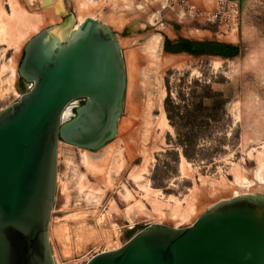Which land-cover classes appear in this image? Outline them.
Instances as JSON below:
<instances>
[{
	"label": "rangeland",
	"instance_id": "obj_1",
	"mask_svg": "<svg viewBox=\"0 0 264 264\" xmlns=\"http://www.w3.org/2000/svg\"><path fill=\"white\" fill-rule=\"evenodd\" d=\"M52 1L53 19L22 28L9 42L0 38V110L31 87L22 85L18 73L26 43L42 29L62 22L70 11L78 20L77 0ZM117 1L92 0L91 5L96 10L113 2V12L123 13L120 22L104 14L101 21L113 29L122 48L127 89L118 127L126 118L137 123L133 125L134 146L119 142L118 130L97 151L60 140L49 224L56 264H84L97 253L122 246L131 231L135 234L152 223L186 227L215 203L241 194L264 193V183L257 178L259 172L264 176V0H242L240 27L231 38L221 36L206 21L183 17L156 2ZM0 3L10 15L9 2ZM136 15L138 22L132 26L130 19ZM153 34L159 37L156 47L146 45ZM166 40L232 43L239 45L240 52L233 57L172 52ZM133 55L147 70L151 96L163 100L152 112L149 133L137 121L139 115L132 117L127 109ZM197 81L222 94L219 101L206 100L201 107H196L197 102L189 104L186 99L191 91L204 94ZM169 94V103L181 106L176 109L181 116L177 124L170 122L165 109ZM82 100L72 102L68 110L74 111ZM181 141L187 143L183 146ZM188 142L192 145L186 154ZM248 181L257 184L246 187Z\"/></svg>",
	"mask_w": 264,
	"mask_h": 264
},
{
	"label": "water",
	"instance_id": "obj_2",
	"mask_svg": "<svg viewBox=\"0 0 264 264\" xmlns=\"http://www.w3.org/2000/svg\"><path fill=\"white\" fill-rule=\"evenodd\" d=\"M70 12L26 43L18 73L31 87L0 110V264H56L49 224L59 142L97 151L117 134L122 48L109 25ZM84 264H264V193L215 203L186 227L152 223Z\"/></svg>",
	"mask_w": 264,
	"mask_h": 264
},
{
	"label": "bare ground",
	"instance_id": "obj_3",
	"mask_svg": "<svg viewBox=\"0 0 264 264\" xmlns=\"http://www.w3.org/2000/svg\"><path fill=\"white\" fill-rule=\"evenodd\" d=\"M7 1L9 2V5H10V10H11L10 15H7L5 8L1 7V5H0V10H1L0 14L2 15V17L6 16V19L5 18L1 19V17H0V19H1L0 20V38L4 42L5 41L9 42L10 40H13L14 39L13 35H15V32H17V31L19 32V30H21L22 28L26 27L28 29L30 27L37 26L38 23H41V24L46 23L47 21L53 19L54 15H55V9H54V4H53L52 0H7ZM33 1H35L36 3L34 4ZM150 2L151 3L156 2V3H159L160 6H162L159 1H150ZM77 3H78V23L83 22L85 20V18H87L88 16L96 18V19L101 21L104 19L102 14H104V16L108 17L113 22L122 21V14L123 13H121V12L114 13L113 12V9H112L114 7L113 2H109V4H105L104 6L102 4L100 7L96 8V10H94L95 6L93 7L91 5L92 0H77ZM107 5H109V6H107ZM98 13H100V14H98ZM138 16L139 15H136V17L134 16L130 19V23L132 26H134V24L136 22H138L137 21L139 19ZM123 19H124V17H123ZM149 19H152V14L149 16ZM131 20H133V21H131ZM101 22H103V21H101ZM103 23H105V22H103ZM156 35L153 34V35L149 36L147 38L146 45L148 44V46L156 47L157 43H159L158 42L159 40L157 39L159 37H156ZM8 38H9V40H8ZM152 47H151V49H152ZM146 50H149V49H147V47H146ZM151 51H150V53H151ZM148 56H150V55H148ZM130 57H128V58H130ZM133 58H134L133 59L134 61L132 59L131 60L134 62V64H132L134 69L130 70V74H129V90L127 93V101H126L127 109L131 111L132 117H133V113H136L137 115H139L140 121L139 120H137V121L142 126L144 125L145 129H146L145 131L149 133V131L153 130L152 112L154 109H156L159 106V104L163 100H162V96H157V97L151 96L150 90H149L150 87L148 86L149 82L147 79L145 80V76L148 75V74L145 75V72L147 70L144 71L143 68L140 66L139 62L136 59V55H133ZM149 59H150V57H149ZM131 60H130V62H131ZM128 70H129V68H128ZM146 78H147V76H146ZM157 94H158V92H157ZM161 104H160V106H161ZM68 112L69 111L67 110L65 113L66 116L68 115ZM134 123H133L132 118H126V119L122 120V122L120 123V125L118 127L119 142H123L125 144V146H127L128 148H131L134 146V144L132 142L134 140L133 138L135 137L134 136V134H135L134 129L135 128L133 126ZM139 123H138V125H139ZM135 124H137V123H135ZM138 125H137V128H138ZM115 142L117 143V141H115ZM263 167H264V165H263ZM259 173L261 174V172H259ZM260 174H258L257 178H259L260 181L264 183V176L262 174L261 175ZM251 184H253V185L257 184V182H255V181L249 182L248 181V184L246 187H248V186L251 187ZM251 190H252V188H251Z\"/></svg>",
	"mask_w": 264,
	"mask_h": 264
},
{
	"label": "built area",
	"instance_id": "obj_4",
	"mask_svg": "<svg viewBox=\"0 0 264 264\" xmlns=\"http://www.w3.org/2000/svg\"><path fill=\"white\" fill-rule=\"evenodd\" d=\"M117 1V0H105ZM159 1L162 9L177 11L182 16L203 20L216 26L223 37L238 33L242 20V0H147Z\"/></svg>",
	"mask_w": 264,
	"mask_h": 264
},
{
	"label": "trees",
	"instance_id": "obj_5",
	"mask_svg": "<svg viewBox=\"0 0 264 264\" xmlns=\"http://www.w3.org/2000/svg\"><path fill=\"white\" fill-rule=\"evenodd\" d=\"M166 48L169 51L172 52H188L192 55H214V56H222V57H233L239 54L240 47L239 45L232 44V43H224V42H213V41H190V40H184L182 42L178 43H171L169 40H166ZM195 84L202 87L204 94L202 96H198L195 94L194 91L190 92V96L186 99L187 101H190L189 104L192 103V106H194V103H198L196 107H201L204 105L206 100L210 99H218L222 96V94L214 92L211 88V85H201L195 82ZM170 94L167 96L165 100V109L167 112V116L172 124H177V118H180L181 116L179 113L176 112V109L181 108V106H172L170 102ZM172 100V99H171ZM224 105V102H223ZM189 106V105H187ZM187 106H183L186 108ZM190 141V140H188ZM183 146L187 143L184 141L180 142ZM192 145V142H188V145L186 148H184V153L187 154L188 148H190ZM134 234V231H131L129 234V238Z\"/></svg>",
	"mask_w": 264,
	"mask_h": 264
},
{
	"label": "flooded vegetation",
	"instance_id": "obj_6",
	"mask_svg": "<svg viewBox=\"0 0 264 264\" xmlns=\"http://www.w3.org/2000/svg\"><path fill=\"white\" fill-rule=\"evenodd\" d=\"M20 79H21V78H20ZM21 83H22L23 86L26 85V82H25L23 79H21ZM78 104H79V103H78ZM79 105H80V104H79ZM79 105H78V106H79ZM78 106H76V107H78ZM76 107H75L74 109H76Z\"/></svg>",
	"mask_w": 264,
	"mask_h": 264
}]
</instances>
